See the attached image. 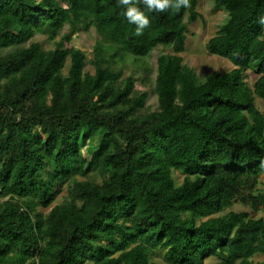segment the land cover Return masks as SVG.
<instances>
[{
  "label": "trees",
  "instance_id": "obj_1",
  "mask_svg": "<svg viewBox=\"0 0 264 264\" xmlns=\"http://www.w3.org/2000/svg\"><path fill=\"white\" fill-rule=\"evenodd\" d=\"M198 3L137 4L151 21L137 37L118 0H0V264L264 256V0H215L226 20L206 50L234 69L203 81L180 56ZM90 29L88 60L71 43ZM38 36L60 40L47 50ZM158 48L170 53L156 60L152 112L123 71L149 72Z\"/></svg>",
  "mask_w": 264,
  "mask_h": 264
},
{
  "label": "rangeland",
  "instance_id": "obj_2",
  "mask_svg": "<svg viewBox=\"0 0 264 264\" xmlns=\"http://www.w3.org/2000/svg\"><path fill=\"white\" fill-rule=\"evenodd\" d=\"M215 0H199L198 12L201 15V19L196 23L189 25L187 39H186V49L180 56L183 59V64L192 69L198 79L203 81L207 76L213 73H228L234 69L233 65L222 58L208 54L206 50V45L208 41L213 38L220 27L224 24L226 20V14L223 11L214 10ZM60 37L56 42H48L43 36H38L34 39V42L41 43L43 47L47 50L54 49L56 43H58ZM99 41L96 32L90 29L87 32H79L73 37L71 46L83 51L88 60L92 58L93 47ZM170 51L165 48L156 49L149 60H147V65L150 68L149 72H146L140 65H134L132 61H128L124 64L123 77L134 78L137 80V92L147 93L149 95L147 101V108L150 111L157 110V98L153 95L155 77L157 74V64L156 60L159 55L169 54ZM69 64H67L68 66ZM87 71L92 73V68L88 65ZM64 74H67V69L64 70ZM258 76L248 72L245 77V81L249 86H253ZM258 108L263 111L262 103L258 100ZM178 181L181 182L182 178L177 175ZM99 182V180L97 179ZM259 190L264 193V175L260 178V184L258 186ZM62 194L57 198L55 203L51 206L53 208L55 205L60 204L64 197L67 195V186H62ZM50 210H47L48 212ZM234 212H250L247 207L235 206L233 208ZM261 217V215H259ZM264 260V256H257L253 258L252 264H260ZM153 264H166L163 261V253H158L153 259ZM206 264H216L215 260H209Z\"/></svg>",
  "mask_w": 264,
  "mask_h": 264
},
{
  "label": "clouds",
  "instance_id": "obj_3",
  "mask_svg": "<svg viewBox=\"0 0 264 264\" xmlns=\"http://www.w3.org/2000/svg\"><path fill=\"white\" fill-rule=\"evenodd\" d=\"M142 3L149 12H166L173 9L179 12L181 8L190 6V0H118V6L125 7L123 15L129 23L135 24L134 35L139 37L144 34V30L150 27L151 21L147 15L137 7Z\"/></svg>",
  "mask_w": 264,
  "mask_h": 264
}]
</instances>
